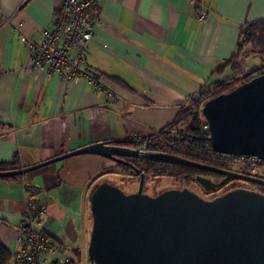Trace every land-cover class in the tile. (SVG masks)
Segmentation results:
<instances>
[{"label":"crops","instance_id":"0c3cea01","mask_svg":"<svg viewBox=\"0 0 264 264\" xmlns=\"http://www.w3.org/2000/svg\"><path fill=\"white\" fill-rule=\"evenodd\" d=\"M58 2L0 0V162L26 166L92 141L158 130L188 96L230 75L228 66L215 69L235 51L241 24L264 18V0H99L87 52L96 88L84 78L63 81L55 72L22 68L26 40L51 25ZM196 8L204 18L194 16ZM236 60L244 72L264 66L260 55ZM110 174H121L113 160L93 153L21 173L46 206L43 229L63 248L48 253V264L74 249L77 263L87 260V196L94 177ZM24 196L22 179H0V241L10 255Z\"/></svg>","mask_w":264,"mask_h":264},{"label":"water","instance_id":"95a60500","mask_svg":"<svg viewBox=\"0 0 264 264\" xmlns=\"http://www.w3.org/2000/svg\"><path fill=\"white\" fill-rule=\"evenodd\" d=\"M210 148L227 155H255L264 162V71L253 73L200 106ZM93 153L113 161L118 155L138 156L130 147L97 140L30 165L0 170L24 173L58 159ZM145 156L186 164L222 175L217 181L195 175L204 189L228 179L264 184L253 177L168 152ZM139 172L134 191L124 192L106 180L95 181L87 200L91 224L86 247L91 264H264V194L233 187L205 198L188 187H172L150 195L142 191Z\"/></svg>","mask_w":264,"mask_h":264},{"label":"trees","instance_id":"16d2710c","mask_svg":"<svg viewBox=\"0 0 264 264\" xmlns=\"http://www.w3.org/2000/svg\"><path fill=\"white\" fill-rule=\"evenodd\" d=\"M249 52L257 53L260 56L264 54V18L244 21L241 24L239 28V35L236 41L235 51L229 57L224 58L219 63V66L215 69L216 72H221L225 66H228L230 69L229 76L214 81L211 83L209 88H202L196 93L188 96V99L179 105L178 110L176 111L172 120L164 124L158 130L144 136H127L123 138L106 139V141L130 148L135 147L136 145L143 142L151 141V149L153 150L168 152L190 160L221 168L236 169V166H241V161H233L231 160L230 155L221 154L210 148L208 142V133L206 129L203 128L204 118L200 113V106L202 102L207 98L222 91H227L236 84L246 80L253 73L259 72L260 68L244 72L240 67V63L237 62L236 59L239 56ZM111 77H113L114 79H120L116 76ZM118 157L123 161H126V163L121 161L113 162L118 173L132 174L138 177L139 172L135 170L138 169L139 171L143 172L144 180L152 175H166L170 176L174 180L181 181L194 180V176L197 174L206 177L214 176L210 178L215 179L221 177L220 174L212 171L204 170L186 164L159 161L147 156L118 155ZM242 162L246 163V168L248 169V171H250L249 169L252 167V165H254L251 162ZM18 167L20 166L16 164L15 160L0 162V170L14 169ZM0 179H18V181L22 179L24 185L31 184L29 181H25L20 173L0 175ZM93 180L95 182L102 179L94 177ZM237 181L239 183H243V181L236 178L228 179L222 185L217 186L213 190H205V193L215 192L219 190L221 186L226 185V183H233ZM236 185L233 184L231 186H228L227 189H224L223 191H220L218 193L231 189ZM243 186H252L256 188L254 190L264 194V184L249 181ZM50 239L52 243L57 244L60 250L63 249L60 245H58L59 243H57L55 239H53L52 237H50ZM79 252L80 251L78 249H74L71 251L72 258L69 264H79L75 259V257H78ZM9 260L10 253L6 246L0 241V264H6V262H8ZM53 264L64 263L62 262L61 258H59L55 259L53 261Z\"/></svg>","mask_w":264,"mask_h":264},{"label":"built area","instance_id":"2783aa9c","mask_svg":"<svg viewBox=\"0 0 264 264\" xmlns=\"http://www.w3.org/2000/svg\"><path fill=\"white\" fill-rule=\"evenodd\" d=\"M98 1L59 0L52 11L51 25L40 28L36 40H26L28 57L22 68L38 74L55 72L63 81L84 78L94 87L101 88L95 71L87 62L91 37L100 22L96 9ZM193 14L197 19L205 17V12L200 8H196ZM262 71L264 66L259 69V72ZM103 90L107 95H114L109 88ZM203 128L207 131L205 123ZM132 148L138 156H145L144 153L153 150L151 141ZM230 156L231 160L253 163L250 171L264 172V162L255 155ZM24 188L25 207L16 244L6 264H47L48 253L61 250L56 243L51 242L49 234L42 227L46 206L38 197V188L33 184L24 185ZM61 260L69 264L71 257L64 251Z\"/></svg>","mask_w":264,"mask_h":264},{"label":"rangeland","instance_id":"374dc122","mask_svg":"<svg viewBox=\"0 0 264 264\" xmlns=\"http://www.w3.org/2000/svg\"><path fill=\"white\" fill-rule=\"evenodd\" d=\"M243 56H247L248 58L259 57V55L254 52L246 53ZM262 57H264V54L262 55ZM210 177H214V176H210ZM101 179L117 185L120 189H122L126 193L134 191L137 187V182H138V177L132 174H126V173L105 175ZM210 179L219 180V178H216V179L210 178ZM233 184L234 185L236 184L244 185L245 183H239L238 181L233 182V183H226V185L221 186L219 190L215 192L205 193V190L194 180L181 181V180H174L170 176H166V175H152V176L147 177L144 180L142 191L147 194L153 195V194H156L158 191L165 189V188L185 186L205 198H211L214 195H216L218 192L223 191L224 189H227L228 186H231ZM86 262L87 260L84 261V264H87Z\"/></svg>","mask_w":264,"mask_h":264},{"label":"flooded vegetation","instance_id":"af4514ba","mask_svg":"<svg viewBox=\"0 0 264 264\" xmlns=\"http://www.w3.org/2000/svg\"><path fill=\"white\" fill-rule=\"evenodd\" d=\"M233 161H236V160H233ZM240 163H241L240 164L241 166H236V169H230V168H225V169L234 170V171L238 170L236 172L241 173V174H246V175H250V176H253V177L264 178V172L259 171V170L258 171H256V170L255 171H248V169L246 168V163H244V162H240ZM236 179H239V180L243 181V183L249 182L247 180L240 179V178H236ZM235 187H245V188H250V189H256V188H254L252 186L247 187V186H243V185H236Z\"/></svg>","mask_w":264,"mask_h":264}]
</instances>
